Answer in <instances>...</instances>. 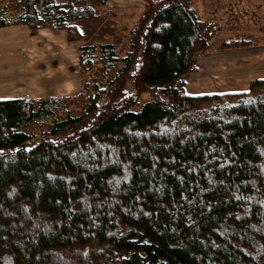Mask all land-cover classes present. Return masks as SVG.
I'll list each match as a JSON object with an SVG mask.
<instances>
[{
    "label": "trees",
    "instance_id": "1",
    "mask_svg": "<svg viewBox=\"0 0 264 264\" xmlns=\"http://www.w3.org/2000/svg\"><path fill=\"white\" fill-rule=\"evenodd\" d=\"M106 1L1 3L0 27L63 29L81 71L97 61L101 75L63 118L58 98L0 99V264H264V79L186 92L219 28L195 0H144L122 54L81 44L78 22Z\"/></svg>",
    "mask_w": 264,
    "mask_h": 264
},
{
    "label": "crops",
    "instance_id": "2",
    "mask_svg": "<svg viewBox=\"0 0 264 264\" xmlns=\"http://www.w3.org/2000/svg\"><path fill=\"white\" fill-rule=\"evenodd\" d=\"M143 3L144 0H107L104 7L96 6L97 12L102 15L98 20L102 25H108L104 20L113 18L120 20L129 13L135 23ZM195 6L198 15L211 22L234 20L233 22L236 23H246L242 28L249 31L248 34L252 36L254 34L251 31L252 25L258 19L257 22L260 21L261 24L258 26L261 35L254 34L257 44L248 39L251 42L249 46L238 47L224 53L204 55L206 61L209 60L208 73L205 75H200L198 72L191 73L188 78L192 81L186 78V92L208 94L238 91L217 89L223 88L219 86L221 81L228 82L232 86L237 84V87H248L252 80L264 79V0H195ZM134 11H137L136 15ZM246 20L250 21V24H247ZM26 33L29 35L28 38L23 37ZM69 51H74L72 58L69 57ZM71 59L78 63V43L67 41L63 29H52L44 25L32 32L27 27L24 28L23 24L0 27V99L29 100L61 95L53 94L54 88L51 82L55 77L52 76L58 71V79L62 81V70L67 72L71 66ZM197 79L217 82L218 86L209 92L202 91L203 88H200L199 84H193L188 88L193 81H199Z\"/></svg>",
    "mask_w": 264,
    "mask_h": 264
},
{
    "label": "rangeland",
    "instance_id": "3",
    "mask_svg": "<svg viewBox=\"0 0 264 264\" xmlns=\"http://www.w3.org/2000/svg\"><path fill=\"white\" fill-rule=\"evenodd\" d=\"M6 5L8 8L12 6L11 0H2L0 2ZM9 16L15 17V12L13 10L8 11ZM137 14V11H134V15ZM133 15V16H134ZM256 17V16H255ZM258 20V19H257ZM257 20L252 25V34L256 33L257 35H261V31L259 30L258 26H261L257 22ZM234 21V20H233ZM227 22L223 20H216V24H218V29L216 30L214 34V38L212 39L213 42V50H211L209 53L205 54H217V52L224 53L231 49H225L221 50L218 49V44L222 41H228V40H248L251 39L253 43L257 44V38L256 35L253 36L249 35V31H245V28H242V25L246 26V23L240 22ZM247 24H250V21L246 20ZM80 31L83 33L84 38L81 44H98L105 41H111L115 42L118 46L120 54L124 53V51L127 49V39L129 35L130 28L134 25V19L131 17L129 13H126L124 18H121L120 20L118 18H113L112 20H104V23H108L102 25L101 21L97 19L95 20H87L83 21L80 20ZM252 23V22H251ZM46 26V25H45ZM217 26V25H216ZM24 28H26L23 25ZM44 27V26H43ZM101 27V28H100ZM23 37H29L28 33H26V36ZM25 46V45H24ZM74 51H69V57L72 58V54ZM67 56V52L65 53ZM209 60L206 61V58H204V55L202 57L199 56L197 63L195 64L198 69V73L200 75H205L208 73L207 67H208ZM100 64L96 61L94 64V67L90 69L89 71H81L78 63L76 60L71 59V66L67 69V72L62 70V81H60L59 73L57 71V74L55 76L53 75L52 78L55 77V79L51 82L53 83V94H61L58 96H52L54 98H58L63 100L61 105H58V110H56V116L63 118L65 116L64 110H69V112L72 115L79 114L82 110V108L86 104V96L90 90V87H88L89 84L94 83L100 79L101 71H100ZM119 69V67H118ZM53 72V69L51 70ZM188 78V77H187ZM109 79V77L107 78ZM187 80V79H186ZM199 81L192 82L191 85H188V88L192 86L193 84H199L201 85L200 88H203L202 91H212L217 88L218 84L217 82H211L209 80H201L197 79ZM188 81H192L190 78H188ZM219 86L223 87L222 89L217 90H227V89H234L238 91H244L242 89L247 88L245 87H237V84H230L228 82H219ZM232 86V87H231ZM231 87V88H230ZM56 88V89H55ZM230 92V91H226ZM39 98H32L29 99L31 101H35ZM152 99V96L149 93H142L138 99V103L134 105L131 110H138L140 106L147 100ZM52 121L51 117H45L43 120H33L30 122H27L23 124L20 129L29 133L33 134L36 132L47 130L50 123Z\"/></svg>",
    "mask_w": 264,
    "mask_h": 264
}]
</instances>
